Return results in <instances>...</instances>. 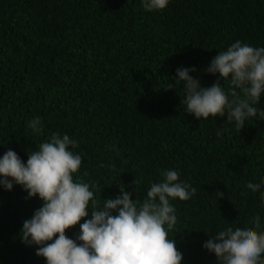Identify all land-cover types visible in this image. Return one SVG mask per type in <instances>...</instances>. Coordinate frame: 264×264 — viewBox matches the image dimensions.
<instances>
[{
  "label": "trees",
  "instance_id": "1",
  "mask_svg": "<svg viewBox=\"0 0 264 264\" xmlns=\"http://www.w3.org/2000/svg\"><path fill=\"white\" fill-rule=\"evenodd\" d=\"M237 40L264 47V0H170L153 12L142 0H0V158L12 149L26 163L52 134H67L82 155L74 179L96 182L101 200L118 196L119 182L143 199L162 171H178L197 189L170 201L181 264H220L203 248L209 237L251 227L255 216L264 231V183L255 193L245 186L264 181V118L241 130L226 114L197 120L172 79L195 68L190 75L211 87L212 58ZM255 107L264 111V93ZM37 116L39 135L27 127ZM41 206L19 185L0 187V264H46L20 238ZM78 233L79 224L66 231Z\"/></svg>",
  "mask_w": 264,
  "mask_h": 264
},
{
  "label": "clouds",
  "instance_id": "2",
  "mask_svg": "<svg viewBox=\"0 0 264 264\" xmlns=\"http://www.w3.org/2000/svg\"><path fill=\"white\" fill-rule=\"evenodd\" d=\"M170 0H142L146 12L163 11ZM195 68H180L175 80L183 82L184 111L197 120L224 117L235 122L238 130L248 118L259 113L256 104L264 93V47H253L239 40L214 56L206 72L219 75L211 87L190 75ZM228 83L226 92L220 81ZM172 85L168 86L171 90ZM33 134L43 131L40 117L27 124ZM217 135H221L218 131ZM78 141L69 135L52 134L35 150L28 151L24 163L12 150L0 158V187L11 191L19 185L27 199L38 197L42 206L20 230L21 242L36 246L35 255L46 264H181L183 255L177 250L174 237H169L177 224L172 200L187 201L197 192L180 180L178 171L161 172V180L150 183L143 199L133 200L119 182L120 194L101 200L95 192L96 182L74 179L82 164V155L71 149ZM247 183L253 193L261 184ZM141 195L139 182L133 185ZM102 192V190H101ZM219 193V192H218ZM223 198V193H219ZM260 199L264 202V192ZM83 220V223H80ZM251 227H228L209 237L203 248L215 255L220 264H264V231L255 216ZM79 224V233L69 238L66 231Z\"/></svg>",
  "mask_w": 264,
  "mask_h": 264
}]
</instances>
